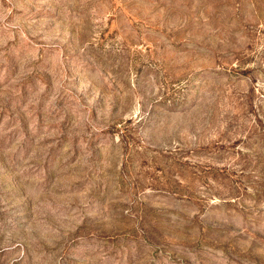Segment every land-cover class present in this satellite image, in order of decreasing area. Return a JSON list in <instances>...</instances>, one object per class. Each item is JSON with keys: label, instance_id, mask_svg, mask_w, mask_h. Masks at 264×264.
Here are the masks:
<instances>
[{"label": "rangeland", "instance_id": "1", "mask_svg": "<svg viewBox=\"0 0 264 264\" xmlns=\"http://www.w3.org/2000/svg\"><path fill=\"white\" fill-rule=\"evenodd\" d=\"M0 264H264V0H0Z\"/></svg>", "mask_w": 264, "mask_h": 264}]
</instances>
